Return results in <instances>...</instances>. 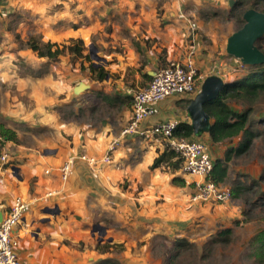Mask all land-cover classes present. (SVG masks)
Listing matches in <instances>:
<instances>
[{
    "label": "rangeland",
    "instance_id": "374dc122",
    "mask_svg": "<svg viewBox=\"0 0 264 264\" xmlns=\"http://www.w3.org/2000/svg\"><path fill=\"white\" fill-rule=\"evenodd\" d=\"M2 1L8 9L3 10L0 6V123L15 131L17 138L16 141L7 140L0 134L7 140L2 142L0 153L5 145L9 156L13 157L7 163L0 160V171L7 169L9 175H14L11 165L25 160V157L22 160L19 150L43 152L45 148L63 149L70 145L75 133L87 138L102 130L110 135L108 143L119 140L112 161L105 169L119 192L125 193L132 184L127 176L120 175V170L132 168L136 172L149 161L152 154L148 148L141 146L139 139L129 140L122 134L131 117L130 93L138 89L135 85L138 68L124 66L122 56L127 49L112 42L114 37L111 36V25L107 24L108 18H123L124 22L133 20L132 16H127L128 12H123V17L119 14L113 16L116 9L135 12L142 6L152 7L162 16L167 9L180 6L181 20L187 16L196 23L195 35L201 37L202 48L199 51L204 61H211V70L201 69L202 75L219 73L225 82L231 83L264 67V63L243 64L226 51L228 37L245 23L244 12L249 8L264 12V0H232V4L230 0H97L96 5H100L98 10L94 9V18L85 13H88L90 0H85L86 9L81 7L84 0H34L32 6L27 3L28 0ZM38 1L44 2V5L36 6L40 4ZM34 7L41 11H33ZM107 8H112L108 9L109 16L105 11ZM90 22L96 25L91 43L96 44L102 60L96 61L92 57L91 49L83 39L86 47L84 54L91 53L92 62L103 65L110 72L111 76L104 80L95 79L96 73L89 67L91 61L85 57L66 52L55 60L49 59L38 56L25 44L30 35L56 42L61 47L71 43L72 38H79L77 33L87 36V40ZM70 32L76 36H70ZM188 44L186 36L185 53ZM255 44L264 53V35ZM196 46L198 48L199 44L196 43ZM160 51L164 53L163 49ZM204 55L210 57L209 61ZM206 66L203 63V67ZM80 82L89 87L75 93L74 88ZM129 87L131 92L127 91ZM177 96H182L178 102L184 110L189 104L184 98L186 95ZM229 103L238 111L249 109L247 127L255 136L247 150L240 154L230 151V148L238 146L241 136L218 143L211 141L209 133H203L202 137L194 136L208 145L214 162L219 158L225 161L228 173L225 180L219 183L220 187L230 191L239 189L237 196L223 202L226 207L222 211L200 210V205L217 202L189 201L194 183L191 194L185 195L189 197L187 203L190 205H180L176 210L178 218L170 225L159 224L153 216L145 215L146 210L143 214L141 204L136 202L135 190L129 198L136 203L129 201L123 207L116 200L110 201L114 207H98V198L95 200L92 195H87L82 201L84 207H78L72 200L70 204H64L58 217L36 209L46 214L49 223L38 222V229L35 226L33 230L28 228L34 248L26 253L38 264H99L108 258L118 264H164L165 257L177 251L176 244L186 238L187 245L168 264H264L263 241L261 238L254 239L264 229V92L252 102L239 98L229 99ZM163 143L166 141L163 140ZM84 145L81 152L86 150V143ZM16 155L18 157L14 159ZM228 155L230 158L226 160ZM24 156L29 157V154ZM60 158L57 168H60ZM160 166L166 171L179 173V169L174 171L166 163ZM45 168L43 166V170ZM148 168L151 169L150 165ZM5 176L0 173V177H4L0 187L9 184ZM56 177L60 178L58 180L65 188L63 192L70 189L71 180ZM29 185L32 190V178ZM98 194L95 192L94 196L99 197ZM197 206L198 212L191 216L186 211L181 213L184 209H197ZM163 208L158 212L163 213ZM43 225L44 234L40 236ZM226 228H230L231 233L219 235ZM17 241L19 245L20 238L18 240L17 237Z\"/></svg>",
    "mask_w": 264,
    "mask_h": 264
},
{
    "label": "crops",
    "instance_id": "0c3cea01",
    "mask_svg": "<svg viewBox=\"0 0 264 264\" xmlns=\"http://www.w3.org/2000/svg\"><path fill=\"white\" fill-rule=\"evenodd\" d=\"M33 1L34 0H28L27 3L32 6ZM90 1L91 2L88 4V13L87 11L85 13L91 14L94 18V9H97L100 4L96 5L98 4L97 0ZM38 3L40 4H36V6L44 5V2L42 1H38ZM0 4L2 9H8V6H6L2 0H0ZM28 4L27 7H29ZM86 4L87 2L84 0L81 3V7L86 9ZM108 9L109 8L105 10L107 14ZM111 9L112 8L109 10ZM33 11L41 10H37L36 7H34ZM123 12H128L127 16H132L133 20L131 19L124 22L123 18L118 20L111 19L110 17L108 18L109 20L107 24L111 25V36L114 37L112 42L118 43L127 49L126 53L122 56L123 65L125 64L124 66L126 67L138 68L136 70L137 80L135 85L140 88L151 80V77L156 69L170 62L180 61L184 58L186 54V36L188 37L190 31L188 22L189 17L185 16L183 17L184 20H181L182 17L180 15V6H177L175 9H167L162 16L157 13L156 8L144 6L135 12L124 10L118 11L116 9L112 15L117 16L119 14L121 17H123ZM165 22L168 23L166 25H162ZM89 25L90 27L87 29V40L85 39L87 36H82L80 33L77 34L79 38L81 37L82 40L84 39V41L88 43L91 50H97L98 52L96 44L91 43V34L96 30V25L94 22H90ZM69 35L76 36L73 32H70ZM195 39L196 43L199 44L198 54L195 57V59H197L196 65L198 69H204L206 71L208 69L211 70L212 67L209 66L211 62L209 61L210 57L208 55H204L205 59L209 61L206 63L204 61L203 55L199 51V49L202 48L200 42L201 37L195 35ZM161 49L164 50V53H161ZM203 63L207 66L203 67ZM94 64L97 65L96 63ZM123 65L122 67H124ZM212 74L223 78L221 74L214 72H207L203 76L205 78ZM110 76L111 74L109 72L106 78H109ZM131 87H129L127 91L131 92ZM194 96L195 95H186V97H184L187 100L186 103H189L190 99H192ZM181 97L182 96L173 95L160 102L158 104V112L145 119L141 124L142 127L145 128L160 121L177 117H179L181 121L190 123L191 119L187 112L188 104L183 110L180 102H178ZM104 133L105 132L103 130L101 132L95 131L91 137L87 136V138H83L81 134L77 136V133H75L73 139L71 140L72 145L70 141V145L64 147L63 149L57 150L45 148L43 152H37L38 150L34 152L19 150L18 153L22 156V160L24 157L25 160L21 163H15V165H11L10 168L13 170L14 175H9L7 169L0 171V173L6 174L5 178L9 182V184L4 186L2 185L0 187V217H2L5 209L13 203L16 197H24L30 203V208L28 211H26L27 214L25 213L23 219L16 225L14 230V234L16 237H18V240L20 238L19 245H17L18 254L25 264H38L37 260L31 258L30 255L26 253L27 251H30L29 249L34 248L31 241L32 239L28 235L27 230L29 227L31 228L30 230H33L34 226L36 229H38V222H41L42 224L49 223V220L45 217V213H48L45 211V209L48 207H56L58 210L57 213L48 214H53L58 217L60 211H63L64 204L68 205L72 200H74L76 205L81 208L84 207V205H82V201L85 200V196L92 195V198L95 200L98 198L97 200H99V202L97 204H100L98 207H101V205L114 207V205H112L110 202L111 200H116L117 203L120 204V207H123V205L125 203L127 204L129 201L130 203L138 202L141 204L143 214L146 210L147 213L145 215L153 216L155 221L159 224L161 223L164 225H170L178 218L176 211L177 208L180 207V205H190L187 203L189 197L187 198L185 195L191 194L192 185L195 178L190 175H182L181 173H172L166 171L163 166L151 168L153 160L159 152H162L165 149L167 141L161 137L166 141L164 144L160 136L158 137L146 134L126 135L128 136L127 139L130 138L129 140H134L136 138L139 139V144H141V146L147 147L150 154H152V157L150 156L149 161L143 167L138 168V171L135 172L132 168L120 170V175L122 177L127 176L128 180L132 181V184L125 192L126 196L125 193L119 192L120 189H118L117 186H113L111 182V180L113 181V178L110 179L109 174L107 175L105 173L106 166L103 170L104 173H96L87 165L86 162H83L80 159H77L72 165L73 175L68 179L69 181H72L70 184V189H67L65 192H63L65 188L62 187V183L59 181L60 178L56 177L59 176V168H57V163L60 162L59 158L61 157V165L65 158L81 152L82 148L85 146L84 143H86L88 148L87 150L92 151L96 153V155L100 156L104 152L106 144L111 139L109 138V134ZM206 134H208V132L204 133V135ZM204 135H201V137ZM25 154H29V157L24 156ZM15 157L18 156H14V159ZM149 165L151 169L148 168ZM43 166L46 167L44 170ZM176 176L184 179L185 184L182 186L175 185L172 180ZM3 178L4 177H0L1 182L4 180ZM31 178L34 180L32 190L30 189L29 185V180ZM134 190L137 193L136 202L129 198V195L134 193ZM95 192L99 193V197H97V195L94 196ZM13 195L15 196L13 197ZM100 201H104V203L102 204ZM162 207H164L163 213H159L158 210ZM200 207H202L200 210L217 212L218 210L222 211V208H225L226 204L209 203L200 205ZM196 208L197 209L194 207L188 208V210L184 209L181 211V213L186 211L185 213L189 212L188 216H191V214L193 215L194 212H198L199 206ZM36 209H42V211L45 213H39ZM21 224L22 226H20ZM32 233H34V231H32ZM39 234L40 236L41 234H44V225L40 227ZM27 238L31 242H29ZM31 259L34 261V263Z\"/></svg>",
    "mask_w": 264,
    "mask_h": 264
},
{
    "label": "built area",
    "instance_id": "2783aa9c",
    "mask_svg": "<svg viewBox=\"0 0 264 264\" xmlns=\"http://www.w3.org/2000/svg\"><path fill=\"white\" fill-rule=\"evenodd\" d=\"M195 25L196 23L189 20L191 32L188 34L189 44L184 58L159 67L145 86L131 93V117L122 130V134L156 135L165 139L166 144L177 154L176 159L180 160L179 173L195 178L193 181L194 191L190 195V201L194 203H223L231 199L232 193L211 179L214 161L205 142L199 138H184L174 135V130L181 122L177 118L166 119L145 128L141 125L145 119L158 112L160 102L173 95H195L197 89L200 88L204 76L196 65L195 57L198 48L195 39ZM6 141L0 135V146L2 142ZM117 146H119L118 139L110 141L100 156L87 150L86 146L84 152L64 159L58 169L59 176L67 181L73 175L72 165L77 159L86 162L96 173H102L104 167L111 163ZM10 159L4 145L0 153V160L7 163ZM28 207L29 202L26 199L16 197L13 203L5 209L0 219V264H25L18 254V241L14 230L23 219Z\"/></svg>",
    "mask_w": 264,
    "mask_h": 264
},
{
    "label": "trees",
    "instance_id": "16d2710c",
    "mask_svg": "<svg viewBox=\"0 0 264 264\" xmlns=\"http://www.w3.org/2000/svg\"><path fill=\"white\" fill-rule=\"evenodd\" d=\"M254 7V6H253ZM71 43L63 45L51 41H44L36 36H29L25 44L31 48L38 56L48 57L49 59H57L61 54L71 53L74 56H82L91 61L89 54H84L86 49L84 41L81 38H72ZM90 70L95 74V79L104 80L109 72L101 65H95L92 61L90 62ZM264 92V67L258 70L252 71L249 74L241 77L231 83L225 85L221 91L219 97L215 100L206 102L204 108L206 112L212 118L213 125L209 131V136L213 143L223 142L231 140L236 136H241V140L237 147L230 148V151H235L240 154L247 150L251 144L252 138L255 136L252 131L247 127L249 119V109L243 111L235 110L229 103V99H245L247 101H253L260 93ZM0 134L4 135L7 140L16 141V133L12 129L6 127L0 123ZM174 135L184 138L194 137V131L191 123L181 121L176 129ZM177 154L172 150L169 145L165 146V149L155 157L151 168L159 167L161 164L166 163L172 166L174 171L179 169L180 160L176 159ZM230 156H226V160H229ZM228 167L224 160L216 159L211 173V179L219 184L223 182L227 176ZM173 183L175 185L182 186L185 184L184 179L181 177H174ZM232 196L239 194L238 188H233ZM230 228H226L219 233L221 235H229L231 233ZM262 234V235H261ZM260 235V236H259ZM262 239L264 244V229L254 237V239ZM188 241L186 238H182L180 243L176 244L178 248L174 253L165 257V263H172L173 259L178 256L181 252L180 249L187 245ZM263 247V245H262ZM263 249V248H262ZM172 259V260H171ZM111 262L118 264L115 260L103 259L99 264H111ZM98 264V263H97Z\"/></svg>",
    "mask_w": 264,
    "mask_h": 264
},
{
    "label": "water",
    "instance_id": "95a60500",
    "mask_svg": "<svg viewBox=\"0 0 264 264\" xmlns=\"http://www.w3.org/2000/svg\"><path fill=\"white\" fill-rule=\"evenodd\" d=\"M232 3L233 1L230 0V4ZM243 18L245 20L244 25L228 37L226 51L230 55L239 58L243 64L260 65L264 63V53L255 42L264 35V12L249 8L244 12ZM91 53L96 61L102 60L97 54V50H91ZM226 84L228 82H225L220 76L215 74L208 75L204 78L200 90L190 99L187 112L191 119L190 123L195 136L199 137L203 133H209L214 121L206 112L204 105L208 101L217 99ZM88 87V84L80 82L75 86L74 91L78 93ZM45 211L53 214L58 212L56 207H48ZM96 227L104 229L99 225H96Z\"/></svg>",
    "mask_w": 264,
    "mask_h": 264
}]
</instances>
